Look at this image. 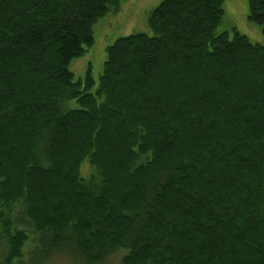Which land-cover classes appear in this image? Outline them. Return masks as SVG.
Listing matches in <instances>:
<instances>
[{"label": "trees", "instance_id": "16d2710c", "mask_svg": "<svg viewBox=\"0 0 264 264\" xmlns=\"http://www.w3.org/2000/svg\"><path fill=\"white\" fill-rule=\"evenodd\" d=\"M122 1L0 0L2 264L20 225L27 264H264V47L217 33L225 0H161L94 88L70 66Z\"/></svg>", "mask_w": 264, "mask_h": 264}, {"label": "rangeland", "instance_id": "374dc122", "mask_svg": "<svg viewBox=\"0 0 264 264\" xmlns=\"http://www.w3.org/2000/svg\"><path fill=\"white\" fill-rule=\"evenodd\" d=\"M161 0H123L121 8L111 10L107 16L102 18L94 28V45L88 50L83 58L73 61L70 66L71 72L75 79H83L87 69L91 66V72L97 85L102 67L105 61V49L113 44L118 38L130 35L145 33L151 35L147 28V16ZM224 17L222 24L217 29V33L228 32L232 36V30L238 34L246 36L252 44L264 47V36L261 34L260 27L251 24L247 20L248 3L247 0H225L223 5ZM73 106L75 104L73 103ZM85 164L84 166H86ZM87 168H84L82 174L85 175ZM24 229L30 240L25 245L22 263H28V257L35 248L36 236L32 235L30 229L26 226ZM4 237L0 231V264H2L5 244ZM61 253V252H58ZM126 251L119 250L111 253L102 264H120L121 259ZM17 264V262L15 263ZM19 264V263H18ZM46 264H75L69 257L54 254Z\"/></svg>", "mask_w": 264, "mask_h": 264}]
</instances>
